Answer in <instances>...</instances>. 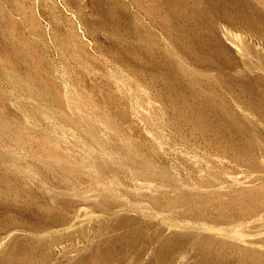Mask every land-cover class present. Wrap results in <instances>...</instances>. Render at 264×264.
<instances>
[{"label": "rangeland", "instance_id": "rangeland-1", "mask_svg": "<svg viewBox=\"0 0 264 264\" xmlns=\"http://www.w3.org/2000/svg\"><path fill=\"white\" fill-rule=\"evenodd\" d=\"M0 264H264V0H0Z\"/></svg>", "mask_w": 264, "mask_h": 264}]
</instances>
